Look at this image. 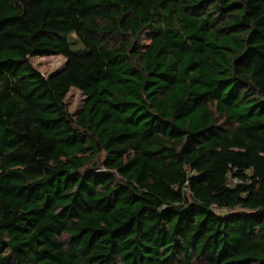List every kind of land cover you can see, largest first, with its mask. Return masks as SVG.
I'll return each mask as SVG.
<instances>
[{"label":"trees","instance_id":"1","mask_svg":"<svg viewBox=\"0 0 264 264\" xmlns=\"http://www.w3.org/2000/svg\"><path fill=\"white\" fill-rule=\"evenodd\" d=\"M0 264H264V0H0Z\"/></svg>","mask_w":264,"mask_h":264},{"label":"rangeland","instance_id":"2","mask_svg":"<svg viewBox=\"0 0 264 264\" xmlns=\"http://www.w3.org/2000/svg\"><path fill=\"white\" fill-rule=\"evenodd\" d=\"M69 40L75 50L84 51V46L75 34H71ZM29 61L36 70L40 71L46 77L63 69L66 65V58L63 55L34 56L30 57ZM85 100L86 96L77 88H71L65 97L66 106L74 116L79 113ZM238 210L234 209L233 212ZM219 212L222 213V211Z\"/></svg>","mask_w":264,"mask_h":264},{"label":"built area","instance_id":"3","mask_svg":"<svg viewBox=\"0 0 264 264\" xmlns=\"http://www.w3.org/2000/svg\"><path fill=\"white\" fill-rule=\"evenodd\" d=\"M233 182H234V183H238V182H240V180H238L237 178H235V179L233 180Z\"/></svg>","mask_w":264,"mask_h":264}]
</instances>
